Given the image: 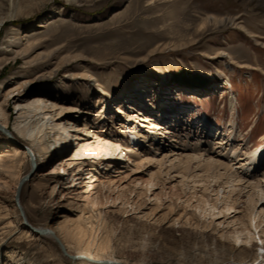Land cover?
<instances>
[{"label":"rangeland","instance_id":"obj_1","mask_svg":"<svg viewBox=\"0 0 264 264\" xmlns=\"http://www.w3.org/2000/svg\"><path fill=\"white\" fill-rule=\"evenodd\" d=\"M0 1L4 13L15 14L0 24V114L9 117L6 128L0 120V142L7 144L0 157L27 143L40 160L19 190L29 224L59 227L71 252H104L125 264H264V222L250 244L235 241L250 211L248 187L230 192L225 184L216 201L212 181L193 183L170 169L175 160L150 158L165 144L186 152L201 137L214 151L219 140L240 155L264 147V0ZM21 85L25 100L41 99L44 115L21 114L14 104ZM41 117L88 124L91 133L79 132L85 140L67 141L66 151L47 153L52 132ZM145 118L169 130L174 143ZM37 122L42 131L35 142L12 137L15 127ZM98 136L140 154L84 160L68 168L77 174L70 182L59 166L79 148L75 142L94 145ZM2 159L0 264H92L68 260L24 223L14 195L30 157L20 155L23 165L15 169ZM89 167L95 181L82 190ZM224 194L232 199L227 211ZM256 255L262 258L253 261Z\"/></svg>","mask_w":264,"mask_h":264},{"label":"bare ground","instance_id":"obj_2","mask_svg":"<svg viewBox=\"0 0 264 264\" xmlns=\"http://www.w3.org/2000/svg\"><path fill=\"white\" fill-rule=\"evenodd\" d=\"M11 1V0H10ZM12 2V1H11ZM2 2L0 1V24L8 20L12 17H15V14H10L9 12L4 13L2 10L4 9ZM11 6V5H10ZM12 7V6H11ZM228 82V81H227ZM230 85V83L228 82ZM22 89V85L19 86L16 90V94L14 96V104L18 106V109L21 111V114L24 116H34L35 114H42L44 115L45 112H41V105L40 101L41 99L38 98L37 100H33L29 102V100H25L22 95H20ZM132 92H144L142 89H135ZM233 105V104H232ZM55 103H51V107H55ZM128 109L131 107L128 105ZM133 109V108H132ZM1 110V106H0ZM25 110L24 113H22ZM116 113L118 114H123L128 119L131 120V118H136V116L124 113V111L121 110V108L117 107L115 110ZM81 113H85L82 111ZM23 116V117H24ZM52 117L55 115H51ZM0 120L2 123V126L4 128L7 127L9 117L5 115L0 114ZM45 121V125L49 126V129L52 132V142L50 143V148L48 149L49 145L45 148L48 149L47 153L49 152H63L68 150V145L67 141L73 139L74 141L76 140H85L81 135H79V132H82L84 135L90 134V129L88 127V124H84L82 127L79 126L75 121L72 119H66V122L59 121L60 118H57L56 120H49L47 117H41ZM53 119V118H52ZM206 120V119H205ZM208 120V119H207ZM54 121V122H53ZM149 119L145 118L144 122L148 123ZM154 123V122H153ZM152 122L148 123V127H156L161 130L160 133H158L162 137H167L166 141L171 138L170 141H173L174 143V135H170L171 132L169 130H166L162 126L156 125L155 123L153 124ZM133 129V128H132ZM15 131L17 133L16 137L15 135L12 137L16 140L17 143H21L24 140H27L31 143L35 142L42 131V127L38 126V122L35 124H32L30 126H27L23 129H19L15 127ZM133 131V130H132ZM144 136V135H141ZM11 138V137H10ZM9 138V140H10ZM161 138V137H160ZM97 142L93 145L89 142H75L76 145H78V149L76 150L75 153H73L70 156H66L64 158L65 162L64 165L66 166H59L58 169H60V172L67 174L68 178L70 176L72 177L70 182L74 180L77 174H74V171H69L68 168L73 167V165H77L79 167L80 164L84 163V160H89L94 157H111L115 154L122 153L123 151H126L127 154L125 155L127 160L129 161L131 159V155H138L140 154L139 151L136 149H133L131 147H125V150L121 149L122 144L119 143L117 139H102L98 136ZM162 140V138H161ZM202 142L204 143L201 144L197 143L194 144L193 146H188L185 148L186 152H180L176 153L175 152V146H177L175 143L172 148H170L169 144H165L166 148L163 150L159 151V148H153L154 152L151 154L150 158H156V153H159V155H162L160 159L158 158V161L160 162L162 158H167L170 163L173 162V160L176 161V163L170 164V169L171 168H178L179 172L182 176V178H190L193 183H210L211 181L216 185V193H217V198L216 201L219 200L218 193H220V189H223V185H227L231 187V191H233V188H235L237 185H245V187L249 188L250 193L248 194V204H249V214L246 216V222H240L242 225L240 229L235 230L234 234L236 235L235 241H240L245 242L250 244V240L254 235L253 230L257 231L258 228L260 227L261 223L264 222V216L262 215L264 210L262 205L264 204V172L261 173V169L264 167V161L263 163L255 167V165L259 164V162L263 159L262 153L264 147L260 149H255L253 151H243V155H240L238 152H236V148L233 147L232 144H227V142H222V141H217L216 143L219 145L217 147V150L214 151L211 145L207 144L209 141L208 139H203V137L200 138ZM172 143V144H173ZM225 143L227 145H225ZM0 145L5 146V142H0ZM24 147H15L14 153H11V150H7L6 154L4 155V158L2 159L1 162L8 163L10 169H15L16 167L20 168L23 165V162L19 160L20 155H23L24 157L26 154L30 157V166L29 170L27 171L28 174L20 177L18 179V183L21 181V179L25 176L27 178L29 177L32 168H34L33 163L38 164L40 160L35 158L31 154V147L28 146L27 143H25ZM10 148L11 146L8 145ZM12 148V147H11ZM155 149H159L158 152H156ZM50 155V154H49ZM170 156H173L171 159ZM117 159V158H113ZM111 161H108L107 164H110ZM88 163V162H87ZM254 164V165H253ZM89 164H86L88 166ZM90 166V165H89ZM170 169L166 170V174H168V171ZM86 173L84 175L83 181L80 184V187L82 190L84 188H91L93 185V182L95 181V173L93 172L92 168L89 167L86 170ZM189 172V173H187ZM55 173V169L53 168V171L47 173V174H53ZM59 173V172H56ZM188 174V175H187ZM27 178L23 181V183L27 180ZM23 183L21 185H23ZM150 183V180L149 182ZM18 186V184H17ZM21 188V187H20ZM59 192V188L57 189L56 186H53L51 191H50V197L55 198ZM19 194V193H18ZM225 195V194H224ZM232 201L230 194L225 195V198L222 199L225 203V210H230L232 209V204L228 201ZM20 203V202H19ZM21 205V204H20ZM206 206V204H204ZM213 209L215 208L214 205L211 206ZM22 208V206H21ZM196 208L199 209L201 213H205L206 209L202 206L199 207L197 206ZM259 208V209H258ZM24 213V211H23ZM25 217V216H24ZM26 222L29 224L27 218L25 217ZM32 226L31 224H29ZM35 228H42L44 227H37V226H32ZM59 227L51 225L50 227H47L46 229H49L50 232L41 234V236H44L46 239H49V241L54 242L59 249L61 246H63L60 249V252L62 255H64L68 260L72 262H77V261H84L87 263H92V264H125L122 260L115 258L107 253H92V252H71L69 251L65 245L62 243L59 234L57 233ZM252 228V229H251ZM30 231V229L28 230ZM262 234L264 235V229L261 231ZM259 233V231H258ZM245 236V238L243 237ZM244 239H243V238ZM260 238V236H259ZM262 241V240H261ZM61 246H60V245ZM240 245V244H239ZM240 246L242 249L246 251H251L252 248H249L243 244ZM256 248H259L256 244ZM257 258H254L253 261H256L258 258H262V255H256ZM260 261H257L259 263ZM225 264V263H223Z\"/></svg>","mask_w":264,"mask_h":264},{"label":"water","instance_id":"obj_3","mask_svg":"<svg viewBox=\"0 0 264 264\" xmlns=\"http://www.w3.org/2000/svg\"><path fill=\"white\" fill-rule=\"evenodd\" d=\"M33 166H35V164L33 163ZM27 178V176H25V177H23L22 179H21V181L18 183V186H17V188H16V192H15V195H14V202H15V204L17 205V207H18V209H19V211H20V213H21V216H22V219H23V221H24V223L31 229V230H33V231H35V232H37V233H41V234H44V233H47V232H50V230L49 229H46V228H44V229H42V228H35V227H32V226H30L27 222H26V220H25V217H24V214H23V209L21 208V205H20V203H19V190H20V187H21V184L23 183V181L25 180ZM60 245V244H59ZM61 246V245H60ZM63 246H61V248H62Z\"/></svg>","mask_w":264,"mask_h":264}]
</instances>
